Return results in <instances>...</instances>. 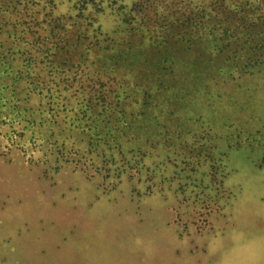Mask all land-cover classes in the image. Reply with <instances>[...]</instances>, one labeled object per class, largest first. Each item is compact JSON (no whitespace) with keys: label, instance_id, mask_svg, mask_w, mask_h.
<instances>
[{"label":"rangeland","instance_id":"rangeland-1","mask_svg":"<svg viewBox=\"0 0 264 264\" xmlns=\"http://www.w3.org/2000/svg\"><path fill=\"white\" fill-rule=\"evenodd\" d=\"M55 1L58 13L80 11L81 22L92 16L88 31L99 26L116 52L132 42L144 52L136 73L127 76L126 52L113 79L103 70L117 57L103 44L78 47L69 59L73 70L61 71L63 56L59 71L44 62L35 72L47 95L30 104L42 101L46 108L37 140H29L28 131L11 143L3 136L9 125L0 122V264H264V144L251 141L264 126V69L239 78L218 74L212 68L221 61L207 66L209 53H189L177 41L171 44L182 62L174 63L173 74L167 69L158 75L154 27L140 25L150 12H133L138 21L132 24L142 29L131 31L111 0L74 9L76 0ZM116 1L125 12L135 0ZM100 62L108 65L100 68ZM0 75V83L11 82L12 74ZM122 77L129 85L114 89ZM102 82L112 99L120 97L127 115L135 110L138 123L150 125L137 144L122 146L128 155L141 148L132 162L141 168L138 177L135 168L117 176L98 153L103 147L109 152L123 129H114L107 117L98 136L109 134L108 142L99 138L91 146L85 129L70 126L68 116L78 114L63 111L62 103L75 111L86 91ZM15 87L21 98L27 96L24 82ZM145 90L151 96L144 105ZM48 101L59 105L49 110ZM198 135L212 145L215 163L190 152Z\"/></svg>","mask_w":264,"mask_h":264},{"label":"trees","instance_id":"trees-1","mask_svg":"<svg viewBox=\"0 0 264 264\" xmlns=\"http://www.w3.org/2000/svg\"><path fill=\"white\" fill-rule=\"evenodd\" d=\"M89 1L76 0L73 3V9L84 7ZM109 3L117 4L115 10H119L122 17L131 24L128 30L138 31L143 26L147 29L154 27L155 33L150 37L154 39L152 46L158 55V61L154 64L158 75L168 74L166 73L168 71L169 74H173L176 70L174 63L182 62V56L171 44L177 41L184 43L182 47L189 53L198 56L209 53L204 61L207 66L212 65L215 60L221 61L219 65L216 64L212 68L218 74H228L232 75V78H239L264 69V0H135L125 12L123 10L125 6L118 4L116 0H111ZM133 12H143V15L150 12L151 16L147 18V21L145 20L146 22H140L142 26L139 27L132 24L133 21H138L134 20L137 14ZM81 14L80 11L74 15L56 12L55 0H0V73L13 75L11 82L0 83V122L9 125V130L3 136L11 143H14L16 138L23 139L28 131L29 140H37L35 135L41 132L40 126L45 125L44 103L39 101L36 105H30L34 98L47 95V92L43 90L46 88L43 87L35 72L36 69L41 68L40 64L45 62L51 67L52 72L59 71L58 59L63 56L64 62L61 66L64 70L61 68V71L73 70V62L69 59L74 56L78 47L88 50L92 45L103 44L102 48L113 49L111 58L117 57L113 64L103 70L105 74L107 73L106 79L115 77L114 73L125 60L126 52L129 63L125 67L122 66L125 68V75L136 73L138 65L136 59L144 50L132 42L126 50L120 48L116 52L117 47L104 43L108 37L103 35L99 26L94 27V24L88 31V26L92 24L90 20L92 16L85 15L84 21L81 22L79 21ZM76 25H83V30L74 28ZM83 42H86L84 46L81 45ZM84 57L87 60L86 54ZM107 65L108 62L98 63L100 68ZM207 66V69H211ZM202 67L205 69V65ZM193 69L199 70L192 67V72H194ZM17 82L26 84L28 89L25 88L28 93L26 97L21 98L18 95V88L15 87ZM129 82L124 77L118 78L114 89L120 90L129 85ZM160 83L162 84L161 80ZM106 84L102 82L96 89L89 88L85 96L78 101L75 111L74 106L68 103L66 107L65 103H62L63 111L78 114L75 118L73 114L68 116L70 126L85 129L86 134L89 133L88 142L91 146L95 145L94 140L98 141L102 138L101 135L98 136L101 134L98 129L107 117L109 123L114 124V129L115 127L123 129L122 135L114 134L113 140H117L114 146H109V152L107 147H103L98 153L102 159H105L104 163H109L107 170L115 167L119 176L122 172L135 168L136 174L130 173L128 177H132L133 174L138 177L141 168L132 167V162L136 161L141 148H133L135 152L128 155L129 152L123 151L122 146L131 145L127 144L129 141L137 144L142 130L150 125L145 122L146 127H142L136 120L140 113L135 110L127 115L124 107L121 106L120 97L112 99L109 91L111 89H108ZM137 84L134 83V86L139 87L140 85ZM135 91L137 93V88ZM120 93L123 91L121 90ZM33 94L36 96L34 97ZM150 96V93H146L145 90L142 104L145 105ZM41 98L39 97L40 100ZM122 98L125 99V97ZM47 103L49 110L59 105V103L52 104L50 101ZM97 105L100 106L98 109L95 108ZM119 112L121 114L116 116ZM108 136L105 135L102 138L103 141L108 142ZM200 137L205 135L194 137L190 152L197 150V153H204L207 159L215 163L218 158L211 150L212 145L207 147L205 142L200 141ZM251 141H256L260 145L262 142L264 144V126L252 132ZM162 148L165 152L166 147ZM89 152H92L91 148ZM153 177L154 174H148L149 180Z\"/></svg>","mask_w":264,"mask_h":264}]
</instances>
